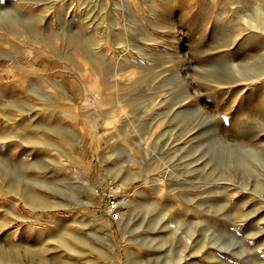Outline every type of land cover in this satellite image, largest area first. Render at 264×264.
Here are the masks:
<instances>
[{"label":"rangeland","instance_id":"374dc122","mask_svg":"<svg viewBox=\"0 0 264 264\" xmlns=\"http://www.w3.org/2000/svg\"><path fill=\"white\" fill-rule=\"evenodd\" d=\"M0 264H264V0H0Z\"/></svg>","mask_w":264,"mask_h":264},{"label":"built area","instance_id":"2783aa9c","mask_svg":"<svg viewBox=\"0 0 264 264\" xmlns=\"http://www.w3.org/2000/svg\"><path fill=\"white\" fill-rule=\"evenodd\" d=\"M118 186L120 185L116 180L108 177L103 181V184L96 189V194L99 195L104 202L105 213H110L107 215L114 214L121 205L122 207L124 206V203L122 202L124 190L123 188L118 189Z\"/></svg>","mask_w":264,"mask_h":264},{"label":"bare ground","instance_id":"6f19581e","mask_svg":"<svg viewBox=\"0 0 264 264\" xmlns=\"http://www.w3.org/2000/svg\"><path fill=\"white\" fill-rule=\"evenodd\" d=\"M119 185H120V186H118V189H121V188L123 187V185H122V184H119ZM135 192H136V191H135ZM124 198H125V199L122 198V200H126V199H127V197H124ZM106 214H110V213H107V212H106ZM108 216H109V215H108Z\"/></svg>","mask_w":264,"mask_h":264}]
</instances>
